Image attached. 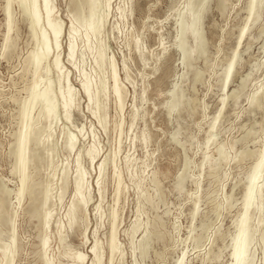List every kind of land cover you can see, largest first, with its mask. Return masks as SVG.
<instances>
[{
    "label": "rangeland",
    "instance_id": "rangeland-1",
    "mask_svg": "<svg viewBox=\"0 0 264 264\" xmlns=\"http://www.w3.org/2000/svg\"><path fill=\"white\" fill-rule=\"evenodd\" d=\"M70 1L51 0L52 11L62 23L60 62L68 76L67 82L62 79L60 85L73 92L71 118L65 122L61 110L52 123L50 119L39 120V138L46 139L48 133L51 136L47 145L39 146L41 162L28 169L38 186L36 206L41 215L50 213L49 223L44 226L42 218L30 217L32 202L27 195L17 202L19 179L13 172L12 156L15 137L24 120L20 110L35 78L30 53L39 45L31 37L22 6L13 0L12 46L3 52L6 0H0V184L9 192L8 213L3 212V216L11 220L0 224V264H7L5 251L12 231L17 241L14 264H42L44 237L48 238L46 259L54 264H74L76 253L83 254L82 264H90L94 242L102 259L95 264H179L180 259V264H228L232 238L243 213L246 179L262 150L264 136V4L259 21L238 41L249 0H210L198 26L206 42L204 55L187 67L177 48L178 20L187 0H94L97 7L93 22H98L100 29L97 38L91 36L88 44ZM197 8L196 2L193 12ZM81 14L88 15L87 7ZM39 25L35 29L38 36L45 26L42 19ZM70 26L78 33L75 66L66 59ZM49 43L50 55L42 63L41 78L46 71L57 91L59 83L51 66L56 52ZM234 50L238 60L223 89L224 72ZM98 51L103 56L101 64L96 63ZM111 59L118 84L125 92L121 110L111 91ZM81 81L90 82L92 91L97 92L96 102L87 101ZM42 83L38 86L41 90ZM173 89L182 105L179 111L168 113L166 104ZM258 90L263 93L260 104L251 108L248 101ZM222 97L226 98L225 105L216 121L213 139L206 143ZM30 114L35 117L36 110ZM72 135L76 144L68 151L65 141ZM90 147L97 152L92 163L86 155ZM78 152L87 204L77 213L76 224L70 229L67 210L74 199ZM205 159L215 166L210 168ZM64 169L66 189L59 199ZM262 171L258 184L264 176ZM116 175L121 179V188L115 196ZM180 176L185 179L178 188ZM48 183V200L44 202ZM195 203L197 215L191 219ZM261 203L262 207L254 206L248 211L256 232L249 247L252 264L264 262V196ZM112 211L116 215L119 251L109 262ZM137 221L139 227L132 233L130 226ZM146 229L150 240L145 253L140 254L139 241Z\"/></svg>",
    "mask_w": 264,
    "mask_h": 264
},
{
    "label": "bare ground",
    "instance_id": "bare-ground-1",
    "mask_svg": "<svg viewBox=\"0 0 264 264\" xmlns=\"http://www.w3.org/2000/svg\"><path fill=\"white\" fill-rule=\"evenodd\" d=\"M11 1H13V0H6V4H5L6 32H5V38H4V43H3V52L4 53H6L9 48H11L12 40H13L11 37V33H12L11 31H12L13 26H14L13 25L14 21L12 20V15H11L12 13L10 10ZM109 1L110 0H106L107 3ZM209 1L210 0H187L186 9L179 16V20H178L179 32H178V36H177V48L180 51L181 62L184 65H186L187 67H189L195 59L203 56L204 52H205V43L206 42L203 38L202 33L200 32L201 29L199 30L198 26H199L201 17H203V15L205 14V11H207L206 8H207ZM18 2L22 6L24 13L27 15V20H28L27 22H29V26H30L31 33H32L31 37H33V40L35 42H37L36 45L38 44L39 46H37V47H39V48L34 49L30 53L29 62H30V65L32 67L33 76H35V78L33 77L34 80H33V83L30 87L28 97H27L26 101L23 103V106L21 107V110H20V114L23 116L24 120L22 123V127H20L21 129L18 130V132H17V135L15 137V143L13 145L14 149H13V155L12 156H14V159H15V165L13 168L14 169L13 172L18 175V179H19V185H18V188L16 191V199H17V202L19 203L21 201V199H23V196L27 195L29 200L32 202L31 206H30V211H29L30 217L34 218V220H35V218H39V217L42 218L43 219V225L46 226L50 220L49 219L50 213L45 212V213H43V215H41L40 209L36 206V201H37V196H38V193H37L38 188H36V187H38V186H37V183L32 182L31 177H33V176L30 175V173H29L30 171L28 169H29L30 165L35 167V165L38 163V161H40L41 156L39 154V146L44 147L43 145L46 144L45 142L48 143V138L51 136V134L48 133L47 138L46 139L44 138L45 140L43 138H42L43 140L40 139L39 138L40 135L38 134L39 130L37 129V124L39 123V120L41 118L42 119L45 118L48 120L50 119V122H51V120L56 119L55 116L61 110L62 111L60 113H62L64 121L68 122L71 118V109H72V106L74 104L73 103V92H72L71 88H69V87L65 88L66 90L65 89L63 90L62 89L63 86L61 87V85H60V82L62 81V79H65L67 82V76L68 75H67V73L64 74V72H63L64 67L62 66V63L60 62L61 60H60V51H59V48H60L59 47L60 46L59 45V37L61 34V30H62V23L58 20V18L56 17V15H54V13L52 11L51 0H18ZM196 2L198 3V8L195 12H193L192 7ZM263 4H264V0H249V4H248V8H247L248 9V15H247V18H246V21H245L243 27L240 30L238 41H240L241 38L247 33V31L250 30L251 26H253L257 21H259L260 8L262 9L261 6ZM70 6H71L72 12L75 14L74 18H75L77 25H79L83 29V32H84L83 38L85 37L86 44H88V41H90L89 39L91 38V36H95L97 38V36L99 34L100 26H98V24H97L98 22L96 23V25H94V22H96V21L93 22V14L96 10L97 5H96L94 0H71ZM84 7H87L88 15L82 16L81 13H82ZM41 19L45 23V26H44L43 31L41 30L42 31L41 34L38 36L37 34H35V32H36L35 29L38 28V26H40L39 24L41 22ZM47 32H48V35L46 34ZM68 32H69V39H68V44H67L66 59L70 65L75 66V64H74L75 61L73 62V60L76 59V58L74 59L75 48L77 49L76 44H75V39L78 36V33L75 31V28L73 26H70ZM95 37H93V39H96ZM48 43L51 45L53 44V49L56 52V54L51 59V66L55 72L57 82L59 83L57 91H55L53 89V86L51 85L50 77L47 76L46 71H45V76L43 77V79L41 78L42 63H44L43 61L47 62V59L49 58V55H50V48L48 47ZM91 44H93V42H91ZM98 44H99V42H98ZM90 45H89V47H91ZM135 45H137V43H135ZM86 49H87V47H86ZM91 50H93V49L91 48ZM237 55H238L237 50H234L227 66H226V69L224 72V80H223V84H222L223 89L228 85V82L231 79L233 67H234L235 63L237 62L236 59L238 60ZM102 58H103L102 52L98 51L97 57H96V63L101 64ZM110 68H111L110 72H111V80H112V90L111 91L113 93L114 100L116 101L119 110H121L122 105H123V101L125 98V92L123 91V89H121V87L118 84L116 66H115V63L112 59L110 61ZM83 76H84V74H83ZM83 76H81V77H83ZM194 77L197 78L198 74L196 73ZM83 80H85V79H83ZM88 81H90V79ZM88 81H81V89L83 90V93L86 96L88 102H92V101L96 102V100H97V97H96L97 94L96 93L97 92L95 93L92 91V88H91L92 85L90 84L91 81L90 82H88ZM41 83L44 84L43 87H41L42 90L40 88H38V86ZM37 88L39 89V91L37 90ZM260 89H262V88H260ZM238 91H239V88L235 89V91L232 93V96L236 97L238 94ZM262 94L263 93L260 90L256 91L253 94V96L251 97V99L248 101V103H249L248 106H250L251 108L252 107H258L260 104L261 98H262ZM178 97H179L178 93H176L175 89H173L171 91V98L166 104V108H167L168 113L177 111L180 108V106L182 105V101ZM225 99H226L225 97H222L220 100L219 104L221 106H220L219 111L217 112L218 115H216L214 117V119L210 125L209 137L207 138L206 143L210 142L213 139L212 136L214 135L213 132L215 129V124H216L218 116L221 112V109L225 105ZM58 101L60 102V105L58 104L59 103ZM33 110H36V116L35 117H33L30 114L31 111H33ZM133 118H134V114L131 117L130 124H132ZM116 126L119 127L120 123H118ZM48 129L50 130V123L48 124ZM40 144H42V145H40ZM75 144H76L75 136L74 135L68 136L66 141H65L66 149L68 151L73 150L75 147ZM45 147H47V146H45ZM51 152L52 151H50V153ZM221 152H222L221 148H218L219 155L221 154ZM86 155H87L88 159L90 160V162L92 163L97 157V152L95 151V149L93 147H90L86 151ZM46 157H48V156H46ZM220 159H221V156H220ZM79 160H80V153L78 152L76 159H75L77 170H76L75 183H74V199H73V202L71 203V205L69 206V208L67 210L68 227L70 229L73 228V226L76 224L77 213L80 210H82V208L87 204V201L83 196L84 194L82 193L84 172H82L78 169ZM205 162L209 163L208 165H210V168L215 166V163L212 161L209 162L205 159ZM102 165H103V162H100L98 164L99 171H101ZM262 170H264V136H263L262 150L260 151L258 159L256 160L255 164L253 165L252 170L246 179L247 180V186H246V190L244 193V199H243V213H242V216L239 220L238 228L236 227L237 233L234 236V238H232L233 239L232 250L230 253V260H229L228 264H252V261L254 259L249 247H250L252 240H254L253 235H254L255 229H253V227L250 224V215H249L248 211L251 207H254V206L257 209H258V207H262V205L260 206V204H262L261 202H262V199L264 196V176H263L262 182L260 184H258V179L261 177L260 175L263 172ZM35 172H36V170H35ZM35 172H33V173H35ZM61 175H62V177H61L62 178V181H61L62 185H61V188L59 189L60 190L59 199H61V197H62V195L66 189V175H67L66 169H64V171L62 172ZM183 179H185V178H183L182 176H180L178 178V181H177V187L178 188L181 187ZM115 180L117 183V186L115 188L116 189L115 190V196H116L118 194L120 188H121L120 187L121 179H120L119 175L115 176ZM33 181H35V180H33ZM49 187H50L49 183L45 185L44 202H46L48 200L47 194L49 192ZM8 194H9V192L7 190H5L2 187V185L0 184V224H2V225H4L3 223L6 224V222L11 221L9 218H6L3 216V212L6 211V207H7L6 197L8 196ZM197 201H199V200H197ZM98 208H99L98 205L95 206V208H94L96 213L98 212ZM81 213H82V211H81ZM259 213H260V211H259ZM196 215H197V208H196V203H195L194 208L192 210V214H191L192 218L191 219H194V217ZM115 220H116V215H115L114 211H112L111 212V221H110L111 222L110 223V234H109V240H108V244H107V248H108V252H109V262H112L113 257L119 251L117 243H116V236H115V228H116ZM41 225H42V223H41ZM130 227H131L130 229H131L132 233L134 231H136L137 228L139 227L138 221L135 222L134 224H132V226H130ZM44 230H46V229H44ZM12 232L13 233L10 234L11 235L10 236V242H9L10 244L8 245V247L5 251V254H6L5 257H6V263L7 264H14L13 260H14V257H15L16 251H17L16 237L14 235V231H12ZM58 233L60 234L61 231L58 230ZM148 235H149V233L147 232V229H146L145 234L141 238V241H139L140 254L145 253V251L147 249L148 239H149ZM150 235H151V233H150ZM59 238L61 241L63 240L62 235H60ZM193 239H194V237H193ZM232 239H230V240H232ZM261 241H262L261 243L264 242V235L262 236ZM47 245H48V238L44 237L42 239V242H41V247H42V251H43V254H42L43 263L42 264H54L52 261L46 259L45 255H46V251H47ZM91 251H92L93 259H92L90 264H95V263L100 262L102 259L100 260L101 256L99 257V255L97 254V243L96 242H94L93 245L91 246ZM100 254H101V252H100ZM83 261H84L83 254L76 253L74 256V261H73L74 264H82ZM181 261L182 260L180 259L179 264L181 263ZM263 264H264V262H263Z\"/></svg>",
    "mask_w": 264,
    "mask_h": 264
}]
</instances>
